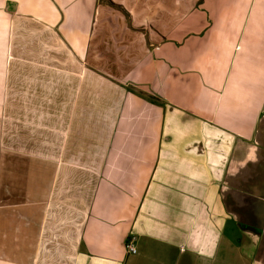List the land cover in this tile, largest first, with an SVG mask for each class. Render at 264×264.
Masks as SVG:
<instances>
[{
  "label": "crops",
  "instance_id": "0c3cea01",
  "mask_svg": "<svg viewBox=\"0 0 264 264\" xmlns=\"http://www.w3.org/2000/svg\"><path fill=\"white\" fill-rule=\"evenodd\" d=\"M0 264H264V0H0Z\"/></svg>",
  "mask_w": 264,
  "mask_h": 264
},
{
  "label": "built area",
  "instance_id": "2783aa9c",
  "mask_svg": "<svg viewBox=\"0 0 264 264\" xmlns=\"http://www.w3.org/2000/svg\"><path fill=\"white\" fill-rule=\"evenodd\" d=\"M126 252L128 254L134 255L137 253V249L136 246L134 245V238L133 237H129L126 241Z\"/></svg>",
  "mask_w": 264,
  "mask_h": 264
}]
</instances>
